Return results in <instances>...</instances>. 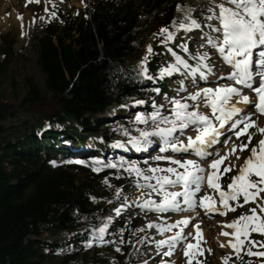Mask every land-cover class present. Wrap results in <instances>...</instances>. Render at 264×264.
Listing matches in <instances>:
<instances>
[{
  "label": "trees",
  "instance_id": "obj_1",
  "mask_svg": "<svg viewBox=\"0 0 264 264\" xmlns=\"http://www.w3.org/2000/svg\"><path fill=\"white\" fill-rule=\"evenodd\" d=\"M150 1L154 2L153 10L159 8L161 2L156 0H147V7ZM174 4L151 17L142 31L136 25L140 10H135L130 2L122 4L115 0H93L90 21L59 13V26L47 24L38 40L37 60L46 76V91L51 95V103L47 105L54 107L52 120H39L41 127L50 125L46 136H63L65 133H57L59 129L76 135L82 122L88 125L86 115L149 99L141 87L146 82L141 80L133 63L140 57L148 32L169 27L176 9ZM5 46L1 51L8 56L12 52L10 42L5 41ZM164 66V58L152 56L147 62L149 76L157 82L159 70ZM25 83L30 88L25 103L32 105L44 98L32 83ZM3 118L0 116V122ZM125 130L130 135L128 128L122 133L110 128L104 139L129 136ZM5 132L0 125V136ZM34 132L25 130L14 144L0 147V264H113L107 258H100L96 249L83 250L80 245L54 262L51 254H42L45 244L29 239L66 236L80 229L87 233L97 227L114 201L116 188L124 189L128 180L121 171L106 169L95 174L81 166L51 163L49 155L40 157L33 153L36 146L42 147L36 143ZM49 142L50 139H43L44 144ZM77 175L81 177L80 183L76 182ZM105 177L111 187L103 183ZM131 229L130 225L113 245L120 264L135 261ZM118 247L120 251L116 250ZM258 261L250 263L243 257L237 264Z\"/></svg>",
  "mask_w": 264,
  "mask_h": 264
},
{
  "label": "snow or ice",
  "instance_id": "obj_2",
  "mask_svg": "<svg viewBox=\"0 0 264 264\" xmlns=\"http://www.w3.org/2000/svg\"><path fill=\"white\" fill-rule=\"evenodd\" d=\"M210 12L212 14L207 19H215L217 24H208L207 27L216 35L207 36L206 43L215 49L225 64L230 66L231 71L223 75L233 83H217L215 87L198 88L187 97H172L169 99L170 112L167 115L161 112L163 105H156L153 102V111L147 115L137 113L135 123L146 125L151 120L154 127L149 130L137 129L138 135L130 136L128 140V143L139 151L151 144V137L155 136L159 138L162 153L171 149L174 153H191L198 159H176L173 156L157 155L151 159L168 161V165L166 167L148 165L147 169L139 167L136 161H125L122 157L118 162L109 160L106 163L97 159L93 161L92 170L99 172L104 168H114L119 171L122 168L134 176V184L141 190L140 196L137 197L138 200L142 199L139 206L149 211H180L183 204L185 210H194L198 205L207 212H219L221 215H226L229 211L234 212L238 207L251 202L255 205L254 207H250L246 213H241L235 219L225 222V227L232 231L221 230V235L229 237L224 244H221V247L225 245L230 247L233 250L232 254L238 259L240 252L245 250L249 256L264 258V250H260L264 249V240L257 241L251 238L252 233L264 236V127L259 126L257 121L252 119L255 113L249 112L244 115L242 109L232 103L239 97L240 102L251 104L257 113L264 115V0H221L216 4L215 9H210ZM51 15L54 17L56 12L53 11ZM177 27L187 31L191 28H200L201 25L189 17L187 23L181 22ZM160 32L166 33L162 43L171 41L174 37V33L167 28H161ZM178 46L184 52H188L186 44ZM256 49H259L258 53L254 52ZM168 51L172 53L174 63L159 70L161 77L185 71L189 75L199 73L201 80H207L208 74L212 72V68L207 63L208 53L194 57L197 60L194 67L171 48ZM151 52L152 48L149 45L147 53ZM146 58L147 54L140 61L142 76H147V68L143 67L146 64ZM253 65H255V71H253ZM257 76L259 77L258 86L253 87V78ZM242 87H247L254 92L256 99L252 100L248 95H244ZM154 91L159 93L160 89L156 88ZM189 101L193 103L190 104ZM143 103L142 100L134 101V104ZM201 103L210 111L207 113L200 111ZM226 125L235 130L233 134L240 142H233L224 155L216 152V158H212L213 153L208 149L216 145L218 138L228 130ZM253 128L260 137L255 144L252 143L255 133L250 131ZM186 130L194 132L195 135H187L186 140L175 135L179 132L183 136ZM125 134L129 135L127 130ZM242 137H246L247 142L241 140ZM114 146L123 147L124 145L114 142ZM245 150H248L249 155L243 158L241 164L237 165L230 159L234 156L235 160H240V154ZM202 162H205L206 166ZM77 163L84 164L85 161H77ZM234 168H238V171L230 177L227 187H222L221 177ZM103 183L111 187L107 177ZM205 185L213 190L218 199L207 193L197 196L203 191ZM177 187L179 191L170 190ZM145 188L148 189L147 194L143 191ZM121 192V188H116L117 195ZM153 194L159 199L156 200ZM92 199L96 198L92 197ZM126 203L127 201L114 208L113 212L120 215ZM111 220V216L106 217L105 222L98 229H94V232L98 233L96 238L101 243H111L103 239ZM188 224L189 218L184 217L174 224L154 225L149 221L147 227L155 226L163 234ZM193 227L196 229L194 236L196 243L188 242L181 231H176L172 236H165L155 241L157 251L167 246V251H163V255L170 256L177 242L185 240L184 256L187 258V264H192L198 255L204 253L203 248L200 247V242L203 240L202 230L198 225ZM120 242L123 243L122 240ZM88 246H91V242ZM116 250L120 251V248ZM161 264H167V262L161 261ZM196 264L201 262L196 260ZM223 264H229L227 256L223 258ZM257 264H264V260L258 261Z\"/></svg>",
  "mask_w": 264,
  "mask_h": 264
},
{
  "label": "rangeland",
  "instance_id": "obj_3",
  "mask_svg": "<svg viewBox=\"0 0 264 264\" xmlns=\"http://www.w3.org/2000/svg\"><path fill=\"white\" fill-rule=\"evenodd\" d=\"M131 1L133 2L135 7H140V5L142 4L141 0ZM85 2H87V0H39V2H36V0H0V109L2 108V110L4 111L6 109H10L13 111L12 115L4 116L1 122L6 132L2 136H0V147L5 146L7 143H13L24 132L26 127L34 128L40 118L48 117L47 119H50L51 117H53L52 115L54 107L53 105H51L50 107H48L47 105L51 103V95L46 91V76L41 71L37 63L39 52L37 41L43 35L44 28L47 22L52 20L57 22L56 18L51 15L53 11H61L63 14L71 13L76 16H81V14L84 13ZM220 2L221 0H184V7L177 14L180 23H187L188 18L190 17L191 19H195L201 25V27L191 28L187 31L176 27L174 31V37L171 40L174 41V44L187 45L188 52H185L187 54V62L194 67L197 64V60L194 57H196L198 54L208 53L209 58L207 63L208 66L212 68V73L218 71L219 64H215L214 49L209 50L207 48L206 39L207 36H214L216 34L211 32L207 25H215L217 24V21L215 19L208 20L207 17L212 14L210 12V9H215L216 4ZM216 10L218 11V9ZM26 13H29V17L31 18V21L29 22L24 21L23 19ZM143 19V17H140L139 21L141 22ZM165 35H163L162 37L151 38L148 41V45H151V48H154L157 45L166 44L168 41L166 43H162V41H164L165 39ZM5 41H9L12 43V52L4 58V54L1 49L4 48ZM197 74L198 77L192 78V75H189L187 72L182 71L179 74L176 73V75L172 78H167V81L165 82V91L163 92V94H161L160 97L157 98L155 102L156 105H163L161 112L163 114L165 113L164 115H167L170 112V106L167 105V103H169V99L172 98V96L175 95L176 97L180 98L183 96L182 94L185 90H187L188 92L193 91L194 89L191 88V90H189V88L191 86L194 87L200 81H203L199 78V73ZM25 81H29L30 83H32L31 85L34 87V89L38 91L39 94L42 93L44 96L42 100L34 103V107L32 108L28 107V105H30L29 103L24 102V99L25 97H27L30 90ZM189 103L192 104V101H190ZM42 106H45L46 108ZM133 108L134 110L129 112L131 116L121 119L119 123H124L128 119H135L137 113L145 112V115L151 113L153 111V104L148 106L147 108H141L140 106H136ZM98 118H101V115L98 116ZM149 122L150 124L147 130L154 127L152 121L149 120ZM104 129V126H98L95 131V133L98 134V137L89 138V143H93V145H95L96 147H100V145H102L100 136ZM155 138L159 143L158 137H152V139ZM259 138V134H255L252 143L255 144ZM123 145L128 148H133V146H127L126 143H123ZM124 146L120 147L119 149H122L123 152H126L127 149ZM225 151L226 150H224L221 155H224ZM42 153L43 151L41 150L40 154ZM248 154V150H245L240 154V160H235L234 156L230 157V159L234 160L235 163L239 165L243 162V158ZM97 158L100 159L99 156H96L94 158L82 160L85 161L84 164L77 163L78 160L69 159V161L74 165H81L86 167L87 169L92 170L93 161ZM120 158L112 161L118 162ZM122 158L125 160L124 157ZM56 161H61V159H57ZM62 161L64 162L65 160ZM136 162L138 163L139 167L143 169H147L148 165H158L153 164V160L149 163H145V161ZM237 171L238 168H234L231 172L225 173L224 176L221 177L222 187H227L230 177ZM80 178V175H77V183H80ZM132 178L133 180L126 183V190L117 195L118 203L110 207V209L104 215L102 221L100 222L101 226V224L105 222L104 219L106 217H112L111 222L108 224V227L105 230L103 239L105 241H111L107 236L110 235L112 237V235L114 236L115 233L107 234V232L111 231L112 228H115L117 223L135 222L137 226L133 230L132 235V240L134 242L133 252L134 256L135 254L141 256V259L139 258L136 261V264H161V261H165L167 262V264H187V258L185 260L183 258H177L176 260L170 258L169 260H165L163 256L159 255L157 258L158 260L152 262L151 258L156 255L152 253L156 249L155 241L163 239L166 235L164 234L163 236V234H160L155 226L147 227V224L149 221L153 222L154 225L164 224L165 219H168L169 216L166 217L156 211H149L139 206L142 202V199L138 200L137 197L140 196L141 190L138 189L134 184L135 177L132 176ZM175 190L177 191V188ZM143 191L145 194H147L148 189L145 188L143 189ZM205 193L212 195L213 197H215L216 195L213 190L207 189L206 186V189L203 192H200L198 197L204 195ZM153 196L156 200L159 199V197L155 194H153ZM126 201V209L124 208L120 215H116L115 212L113 213L114 208L119 207L121 204H125ZM181 207L184 208V205L181 204ZM250 207L254 206L251 205L249 207H238L236 211H231L228 217L233 220L241 213H246L248 211L247 209ZM199 212L200 211L189 213L193 222L196 225L200 226L204 233L203 240L200 242V247L203 248L204 253L202 256H199V258L197 256L196 260H200L201 264H223V258L227 256L230 262V260L234 256V254H232L233 250L226 245L224 247H221V244H224L229 239V237L227 238V236H221V230L223 229V231L226 232L232 231L231 229L225 227V222H227L228 220H219L217 218L213 220L203 219L200 218ZM169 218L171 220V216ZM174 233L175 231H172V233L168 234L167 236L173 235ZM97 235L98 233L92 231L90 242L92 246L98 248L97 251L99 257H107L113 264H120L117 259V254L114 251L112 252V249H110L111 243H101L96 238ZM71 236L73 237L74 235ZM142 237L143 239H141ZM251 238L257 241L264 240V236H261L257 233H252ZM45 241L48 243L62 242L60 237H46ZM193 243H196V240H194ZM196 260H193L192 264H196ZM58 261L59 259H54V262Z\"/></svg>",
  "mask_w": 264,
  "mask_h": 264
},
{
  "label": "bare ground",
  "instance_id": "obj_4",
  "mask_svg": "<svg viewBox=\"0 0 264 264\" xmlns=\"http://www.w3.org/2000/svg\"><path fill=\"white\" fill-rule=\"evenodd\" d=\"M14 19V18H13ZM24 21H31V18L29 17V13H26L25 16L23 17ZM235 104L237 107L241 108L242 109V112L244 113V110L246 109L245 105L242 104V102L238 100L235 101ZM114 113H111L110 115L107 114L108 117H110L111 115H113ZM106 116V115H105ZM259 122L262 123V125H264V119H259ZM90 130V129H89ZM88 131V130H87ZM92 149V147H89L88 150ZM145 150H147V148H144ZM197 208V207H196ZM203 212H205V209L203 208ZM184 217H187V216H183L180 218V220ZM195 217V216H194ZM185 228V226H181L180 227V231L183 233V235H186L183 231V229ZM193 234V233H192ZM188 235V234H187ZM194 235V234H193ZM193 235L191 237H193ZM218 235V234H217ZM228 238V237H227ZM179 242V241H178ZM183 242V240H180V244ZM219 244V243H218ZM167 247V246H166ZM180 258V257H179Z\"/></svg>",
  "mask_w": 264,
  "mask_h": 264
},
{
  "label": "water",
  "instance_id": "obj_5",
  "mask_svg": "<svg viewBox=\"0 0 264 264\" xmlns=\"http://www.w3.org/2000/svg\"><path fill=\"white\" fill-rule=\"evenodd\" d=\"M6 111H7V113H9V114H12V113H13V111L10 110V109H7Z\"/></svg>",
  "mask_w": 264,
  "mask_h": 264
}]
</instances>
